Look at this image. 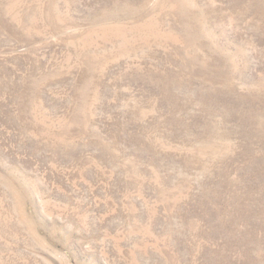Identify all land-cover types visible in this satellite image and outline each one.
I'll return each instance as SVG.
<instances>
[{"label": "rangeland", "instance_id": "rangeland-1", "mask_svg": "<svg viewBox=\"0 0 264 264\" xmlns=\"http://www.w3.org/2000/svg\"><path fill=\"white\" fill-rule=\"evenodd\" d=\"M0 264H264V0H0Z\"/></svg>", "mask_w": 264, "mask_h": 264}]
</instances>
